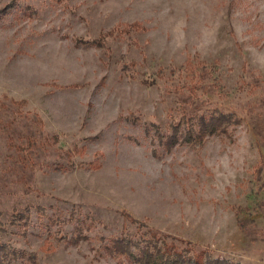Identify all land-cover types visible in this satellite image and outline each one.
<instances>
[{"label":"rangeland","instance_id":"rangeland-1","mask_svg":"<svg viewBox=\"0 0 264 264\" xmlns=\"http://www.w3.org/2000/svg\"><path fill=\"white\" fill-rule=\"evenodd\" d=\"M0 226L5 264L148 228L264 264V0H0Z\"/></svg>","mask_w":264,"mask_h":264},{"label":"trees","instance_id":"trees-1","mask_svg":"<svg viewBox=\"0 0 264 264\" xmlns=\"http://www.w3.org/2000/svg\"><path fill=\"white\" fill-rule=\"evenodd\" d=\"M191 120H198L200 123L199 130L207 134L225 131L228 124L240 121L235 114L218 109L192 117ZM180 124V122L175 124L172 133L167 134L165 139L167 146L172 147V143L179 137V133H181ZM189 125L187 131L192 134L195 130L194 123ZM190 134L189 136H192ZM159 135L161 139L164 136L161 132ZM16 217L26 218L27 215L17 213ZM135 221L139 226L142 225L140 227L146 226L139 220ZM2 230L3 227L0 226V232ZM175 239L184 241L172 234L161 233L153 228H148L138 238L128 234L114 237L107 248L110 254L118 259L119 264H241L222 256H214L208 249H197L192 245L180 246ZM19 255L20 250L0 241V264H5L9 258H16ZM29 258L35 262L36 253H31Z\"/></svg>","mask_w":264,"mask_h":264}]
</instances>
